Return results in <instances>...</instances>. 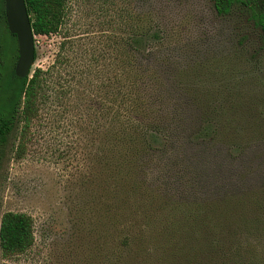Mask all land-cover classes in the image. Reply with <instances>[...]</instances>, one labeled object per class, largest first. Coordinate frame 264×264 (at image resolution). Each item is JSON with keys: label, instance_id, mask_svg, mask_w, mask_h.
<instances>
[{"label": "rangeland", "instance_id": "1", "mask_svg": "<svg viewBox=\"0 0 264 264\" xmlns=\"http://www.w3.org/2000/svg\"><path fill=\"white\" fill-rule=\"evenodd\" d=\"M137 28H145L149 35L159 33L160 38L145 50L130 52L136 63L149 64L161 81L183 92L205 88L215 96L216 92L241 91L252 116L243 123L239 109L225 106L230 103L224 104L222 116L213 107H205L201 119L212 120L207 123L211 130L224 127L226 137L208 138L206 147L197 145L200 140L194 141L195 128L191 126L177 135L175 147L163 156V144L167 142L164 135L151 137L156 150L144 154L145 168L138 173L158 194L152 198V190L134 192L143 215L131 223L133 219L127 221L126 217L134 216L135 211H126V197L120 194L123 189L111 194L108 183L110 117L97 112H103L98 108L107 103V98L106 89L98 91L96 85L104 80L109 83L124 71L126 38ZM5 30L3 24V34ZM9 36L0 41V62L7 72L17 63L13 61L17 45ZM36 45L38 55L30 77L36 68H42L50 87L26 136L18 123L0 145V227L4 213L26 212L34 219L35 242L26 252L9 256L3 255L0 245V264H110L113 258L117 264H127V258L113 249L125 233L139 232L149 264H156L161 253L159 244H163L161 226L172 214L165 209L168 203L164 197L177 193L173 175H169L171 164L178 166L181 160L197 158L199 162L209 155L210 165V154L217 160L232 152L227 132L240 145L250 146L257 140L251 139L255 136L251 133L257 134L255 128L264 130V47L260 31L239 13L218 15L212 0H67L60 31L36 36ZM83 70L84 83L80 82ZM214 101L208 98L204 103L214 105ZM188 120L194 126L199 122L197 127L202 123L190 114ZM21 142L25 144L19 155ZM239 148L231 154L239 156ZM259 150H264V142ZM254 151L248 148V158ZM161 166L168 178H157ZM245 166L250 170L249 164ZM252 183L260 186L261 180L258 177ZM130 190L127 187L126 191ZM151 202L152 208L143 212ZM109 206L116 207L122 218L111 221ZM147 217L150 224L141 225L142 218Z\"/></svg>", "mask_w": 264, "mask_h": 264}, {"label": "trees", "instance_id": "2", "mask_svg": "<svg viewBox=\"0 0 264 264\" xmlns=\"http://www.w3.org/2000/svg\"><path fill=\"white\" fill-rule=\"evenodd\" d=\"M212 1L216 13L220 16L227 17L239 13L246 17L260 31L264 47V0ZM26 5L36 36H49L60 31L66 17L67 0H26ZM3 24L6 29L4 34ZM6 34L10 35V39L17 45L13 57L15 64L19 55L17 36L8 28L5 0H0V41L5 39ZM159 38V33L149 35L145 28L132 30L126 38L128 54L124 71L119 77L114 76L109 83L104 80L100 86L96 85L98 91L106 89L104 91L107 98V103L98 108L102 107L103 112H97L99 115L110 117L109 155L106 162L108 183L111 194L113 192L116 195L119 189H123L120 194L126 197V211H135L134 216H125L127 221L133 219L131 223H135L140 214V206L134 192L152 190V198L158 194V190L143 181L138 173L145 168L144 154L156 150L151 137L155 138L156 134L164 135L167 142L163 144V156V153L171 152L168 149L175 147L177 135L184 133L191 126L195 128L192 131V134L195 132L194 141L200 140L195 142L197 145L206 147L208 138L217 140L218 137H226L224 127L211 130L207 123L212 120L201 119L205 107H213V111L222 116L224 104L230 103L225 106L239 109L243 123L249 121L252 116V113L248 112L249 108H246V98L241 91L216 92L215 96L205 88L195 92L188 88L183 92L182 89L170 88L168 83L161 81V77L149 64L136 63L137 60H134V55L130 52L136 49L145 50L147 46L157 43ZM37 55L36 50V57ZM80 74V82L84 83L86 72L83 70ZM48 84L49 79L45 77L42 68H36L31 77L21 78L15 74L14 66L7 72L0 62V145L8 140L18 123L22 124V132L26 136L34 119L39 115L41 102L50 87ZM89 89L92 92L93 88L89 86ZM66 95L67 91L64 92V97ZM208 98L215 99V104L205 105L204 100ZM188 114L190 118L195 116V120L202 121L200 127H197L199 122L196 126L193 122V125L189 124ZM216 120L220 124V119ZM254 121L258 123L257 119ZM255 129L257 134L251 133L255 136L250 137L257 140L250 142V146L244 143L240 145L239 141L230 137L227 132L228 141H231V153H234L235 147H241L239 156L228 152V156L214 160L215 154H210V165L207 160L209 155L202 157L199 162L197 158L196 161L181 160L177 163L178 166L176 163L171 164L173 171L169 170V175H173L172 183L177 193L164 197L168 203L165 209L172 214L164 226H161L160 236L163 244L159 241L158 250L161 253L156 264H264V247L260 246L264 243V150H259L264 142V130ZM240 130L242 127L238 131ZM24 144H19V155ZM248 148L255 149L250 158L247 156ZM156 158L159 159V156ZM157 159L152 160L158 163ZM239 161L241 163L236 164ZM246 163L249 164L250 170L245 166ZM169 164L167 163V166ZM164 166H161L157 178H168ZM258 177L261 184L254 186L252 182ZM128 182L132 184L127 186ZM127 187L131 190L126 191ZM189 191L191 194L187 196ZM151 208L152 202L145 205L143 212ZM108 210L111 221L116 222L122 218L116 207L109 206ZM142 221L141 225L150 224L148 217L142 218ZM34 229V219L28 213H4L0 227L3 255L23 253L31 248L35 242ZM143 243L141 232L135 235L125 233L113 250L123 254L127 258V264H149L150 257L145 255ZM128 258L137 260L131 261ZM110 264H117L114 258Z\"/></svg>", "mask_w": 264, "mask_h": 264}, {"label": "water", "instance_id": "3", "mask_svg": "<svg viewBox=\"0 0 264 264\" xmlns=\"http://www.w3.org/2000/svg\"><path fill=\"white\" fill-rule=\"evenodd\" d=\"M5 8L9 30L17 36L19 46L15 74L24 78L30 76L36 60V34L26 0H5Z\"/></svg>", "mask_w": 264, "mask_h": 264}]
</instances>
